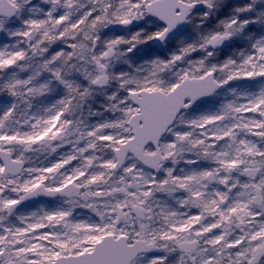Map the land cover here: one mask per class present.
<instances>
[{"label":"snow or ice","instance_id":"obj_1","mask_svg":"<svg viewBox=\"0 0 264 264\" xmlns=\"http://www.w3.org/2000/svg\"><path fill=\"white\" fill-rule=\"evenodd\" d=\"M0 264H264V0H0Z\"/></svg>","mask_w":264,"mask_h":264}]
</instances>
